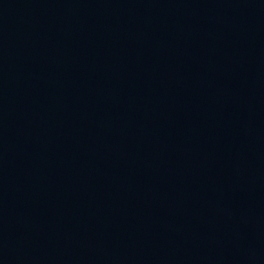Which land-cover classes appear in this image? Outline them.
<instances>
[{
	"label": "water",
	"instance_id": "water-1",
	"mask_svg": "<svg viewBox=\"0 0 264 264\" xmlns=\"http://www.w3.org/2000/svg\"><path fill=\"white\" fill-rule=\"evenodd\" d=\"M0 264H264V0H0Z\"/></svg>",
	"mask_w": 264,
	"mask_h": 264
}]
</instances>
